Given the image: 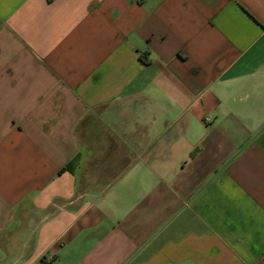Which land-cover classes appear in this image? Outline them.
Listing matches in <instances>:
<instances>
[{
  "label": "crops",
  "instance_id": "0c3cea01",
  "mask_svg": "<svg viewBox=\"0 0 264 264\" xmlns=\"http://www.w3.org/2000/svg\"><path fill=\"white\" fill-rule=\"evenodd\" d=\"M0 264H264V0H0Z\"/></svg>",
  "mask_w": 264,
  "mask_h": 264
},
{
  "label": "trees",
  "instance_id": "16d2710c",
  "mask_svg": "<svg viewBox=\"0 0 264 264\" xmlns=\"http://www.w3.org/2000/svg\"><path fill=\"white\" fill-rule=\"evenodd\" d=\"M75 164V161H72V163H70L69 165H68V167H73V165Z\"/></svg>",
  "mask_w": 264,
  "mask_h": 264
}]
</instances>
